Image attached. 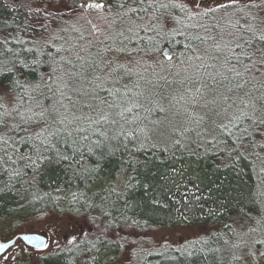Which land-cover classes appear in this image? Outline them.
<instances>
[{
    "label": "trees",
    "instance_id": "obj_1",
    "mask_svg": "<svg viewBox=\"0 0 264 264\" xmlns=\"http://www.w3.org/2000/svg\"><path fill=\"white\" fill-rule=\"evenodd\" d=\"M54 3L55 0H0V38L4 33L10 34L9 47L23 49L34 47L33 41H39L41 34L47 36L55 33L57 38L52 39L56 48H67L69 44L83 46L86 51L81 52L85 60L95 58L100 64L92 75L86 79L70 77L68 73L77 72L80 62L73 59L75 67L63 63L61 56L71 55L67 52L57 53L52 47L42 48L41 51L50 54L42 56L41 59L47 61L38 66L36 71L26 76V81L33 85H39L37 95L42 105L47 108L55 106L60 112L64 108L60 107L62 102L67 105L69 120L72 114L84 117L79 123L87 127L86 117L93 116L94 113L85 103L88 98L78 94L77 86L73 83L80 81H90L93 76H104L107 71L104 62L113 59L126 65L131 70V74L124 76L121 83L127 84L130 88L138 83L144 90L151 87L152 82L170 81L173 76L178 78L181 75L192 74V69L183 73L186 66L198 61L188 59L192 55L184 45L191 43L200 55H205V49L210 48L212 42L198 43L177 36L175 40L159 39L158 46L160 52L155 53V58L163 61L162 65H156L155 59L144 51H132L133 49H145L148 46L146 40H124L116 36L114 30L103 31L101 35L94 36L87 27L89 12L81 14L77 9L70 8L59 10L37 9L35 3ZM72 8H76L83 0H66ZM259 1H247L240 3V6L253 3L259 5ZM61 5V4H60ZM252 15L264 17V10L258 7L246 8ZM143 15V13H141ZM216 19L231 16L234 20L239 18L236 9L227 10L215 14ZM135 19V17H133ZM36 21H41L44 28L40 27ZM209 27L216 22L212 18H206ZM221 26L224 21L220 20ZM243 23V21H241ZM76 29L80 32L77 33ZM189 35H205L199 29H186ZM82 34L83 39H80ZM111 34L113 39L107 40ZM140 37L146 34L139 33ZM217 30H212V35H216ZM127 35V33H126ZM147 35H152L148 33ZM15 37L22 41L16 44L11 41ZM219 39V36H217ZM38 46V45H37ZM124 47L127 51L123 53L109 52L106 56L102 49L106 47ZM170 47L172 50V60L166 61L162 53L164 48ZM264 47V45H261ZM2 51V48H0ZM21 59L31 62L34 58L32 54L20 53ZM223 60V56L220 57ZM205 63H217L211 55L205 57ZM49 63L51 66H49ZM147 68L150 74L144 76L133 69ZM209 72L213 69L209 68ZM43 75L44 79H41ZM51 76V81L48 77ZM197 80L196 77H193ZM62 80L68 81L69 89H62ZM145 82H148L145 84ZM264 82V81H262ZM50 85L49 87L45 85ZM86 90H90L93 85L86 83ZM104 87H111V82H107ZM255 97H259L264 89H260ZM60 90L65 92V97L70 96L71 100L60 97ZM260 107V105H257ZM248 123V132L241 138V148L239 158L232 151L235 144L225 136V141L220 145H212L202 139V136L191 135L187 140L181 141L180 145L173 146V141L159 140L153 137V141L145 145L143 151H136L132 145V158L121 149L116 156L111 157L105 163L104 170L95 179L88 181L73 178L71 169L67 165H42L38 174H35L36 187H31L34 173L29 169H24L27 175L11 177L9 173L0 168V218H14L17 220L26 219L47 211L71 212L76 214H86L98 224H103L107 228L115 229L118 226L136 227L141 229L155 228L157 226H173L180 224H193L198 222H208L211 224H222L219 229L214 230L209 236L201 237L197 247L190 251L185 249H167L160 254L145 255V260L141 264H224L226 254L231 249V240L234 236V228L225 227L230 225L228 220L234 215H241L252 218L256 214H264V204L261 203L260 193L264 192V125ZM75 123L68 130L72 132V137H65L68 144L73 139L79 140L80 134L75 132ZM31 131V130H30ZM24 135V133H21ZM95 139V137H93ZM56 149L70 155L67 144L59 143L53 139ZM251 144V146H249ZM167 147L168 151H163ZM21 151H25L21 148ZM55 156V150L47 153ZM81 157L77 155L75 160ZM235 159V163L233 160ZM84 167L93 164L95 157L85 152L83 156ZM23 167V165H21ZM132 187L123 190V182L128 181ZM110 185H116L119 198L115 193L103 191ZM145 185L147 187H145ZM72 191H82L84 197L79 203H69L64 199V193L57 189H68ZM33 193L39 199L33 197ZM107 196L105 201L101 196ZM105 205L106 211L111 215H104L95 208H89L84 203ZM224 222V223H223ZM203 242V243H202ZM125 243L119 237L105 234L84 236L74 243L67 245L60 251L47 253L39 257V264H75L76 258H84V264H106L115 259L124 249ZM222 248V249H221ZM214 249V251H212ZM220 251H218V250ZM227 252V253H226ZM36 264V263H35Z\"/></svg>",
    "mask_w": 264,
    "mask_h": 264
},
{
    "label": "snow or ice",
    "instance_id": "obj_2",
    "mask_svg": "<svg viewBox=\"0 0 264 264\" xmlns=\"http://www.w3.org/2000/svg\"><path fill=\"white\" fill-rule=\"evenodd\" d=\"M55 2L72 11L78 9L81 14L95 10L98 13V19L103 21V27L84 17L87 24L91 26L90 34L92 35L114 30L121 42L124 40L131 42L133 39L137 42L146 40L148 46L145 49L137 48L132 51H144L155 59L156 65L163 64V61L155 58V53L160 52L158 38L173 41L177 36H181L192 42L211 41L210 48L205 49L203 56L192 48L191 43L184 45L192 53L188 59L199 62L191 64L190 67L200 87L196 88L195 93L186 102L199 108L203 114L185 110L189 123L203 128L202 132H197V136L207 133L209 128L219 130L220 134H226L235 144L232 151L237 154L238 159L241 138L248 132L247 127L244 126L245 122L251 121L253 124L264 125V92H261L259 97L253 96V92L259 90L258 82L260 89H264V82H262L264 81V47H261L264 45V17L258 19L257 16L245 10L250 7L264 10V0H261L259 5L250 3L243 7L240 6L239 0H228V3H222L221 0H105V2L83 0V3H78L76 8H72L66 0H55ZM230 8L236 9L239 18L233 21L231 16H227L226 19L221 17L220 20L224 21V25L221 26L215 14L224 11L227 15V10ZM209 17L216 21L211 28L206 22V18ZM40 27L44 28V25L40 24ZM186 29H199L205 35H189ZM213 29L217 30L216 35H212ZM76 31L80 32L79 29ZM140 31L146 35L140 37L138 34ZM148 33L152 35H147ZM9 36L10 34L4 33L3 38H0V48H2L0 51V168H3L11 177L27 175L24 169H29L34 173L31 185L34 188L36 187L35 174H38L42 165H67V168L72 171L73 178L84 180L87 186L88 181L95 179L104 170L105 163H108L110 158L116 156L121 149L132 158V148L129 145H132L136 151H143L145 145L153 141L154 136L160 140L166 139L169 130L180 137L194 131L190 126H185L183 131H180L174 126L164 125L159 119H151L154 112H165L166 109L153 99L154 94L150 90L146 92L138 83L131 88L121 83L124 76L131 74V70L113 59L104 62L103 66L107 69L104 76H93V79L88 81L93 87L83 93L88 98L84 106L94 113V117H86L87 127L79 123L84 117L72 114V119L69 120L68 115L65 114L69 112V109L62 102L60 107L64 108V112H60L55 106L45 108L38 96L34 95L38 93L39 85L26 81L28 74L47 62L41 57L50 56L41 51L42 48L50 46L58 54L69 53L72 59L61 56V60L72 67H75L73 59L80 62L77 72L67 74L70 77L86 79L100 68V64L95 58L85 60L81 55V52L86 51L83 46H79L78 50H76L78 47L76 44H69L67 48H56V45L52 43V39L57 38L54 32L47 36L41 34L42 43L33 41L34 47L19 50L8 46ZM80 39H83L82 34ZM106 39L111 41L113 37L109 34ZM11 41L16 44L22 43L15 37H12ZM113 51L123 53L127 49L111 46L102 49L104 56ZM21 52L32 54L34 58L31 62H27L21 59ZM162 55L164 60L169 62L172 60L170 50ZM209 55L217 63H205V57ZM221 56L223 60L220 59ZM49 66H51L50 63ZM209 68L213 71L209 72ZM41 79H44L43 75ZM51 79L49 76L48 80L51 81ZM107 82H111L112 86L104 87L103 85ZM45 86L51 91L50 85ZM69 88V82L62 80V89ZM188 93H192V89H188ZM60 97L61 101L64 98L71 100L70 96L65 97L63 90H60ZM258 104L260 107L257 106ZM221 117H224V121L218 122ZM73 123H75V132L80 136L79 140L73 139L71 144H68L65 137H72V132L68 129ZM205 125L207 127H204ZM53 139L67 144L71 154H64L56 149L55 144L52 143ZM215 142L216 138H213L211 143ZM172 143L173 146L180 145L181 140L174 139ZM21 148L25 151L22 152ZM53 150H55L54 157L47 155ZM163 151H168V148L165 147ZM85 152L95 157L94 163L88 167H84ZM77 155L81 159L75 160ZM130 180L131 177L123 182V190L132 187ZM117 187L110 185L103 191L115 193L119 198L120 192H117ZM57 191L64 193L63 198L68 199L69 203H79L84 197L82 191H72L70 187L58 188ZM259 195L262 198L261 203L264 204V192ZM33 197L41 198L35 193ZM107 199L106 195L101 196L102 201ZM84 203L87 207L95 208L104 215H111L103 204H91L86 199ZM257 224L264 228V216H261ZM225 227L231 226L225 225ZM255 230L250 229V231ZM19 240L32 245L34 252L37 253L49 247L43 236L34 233L21 235ZM75 241L76 237L73 236L68 243L72 244ZM260 243L264 244V241ZM10 246H17V241L0 243V253L6 254ZM5 258L6 255H0V259ZM36 264H39L38 260Z\"/></svg>",
    "mask_w": 264,
    "mask_h": 264
},
{
    "label": "rangeland",
    "instance_id": "obj_3",
    "mask_svg": "<svg viewBox=\"0 0 264 264\" xmlns=\"http://www.w3.org/2000/svg\"><path fill=\"white\" fill-rule=\"evenodd\" d=\"M100 0H95L99 2ZM251 2L259 0H239V2ZM91 2V0H90ZM222 3H228V0H221ZM214 6V5H213ZM37 9L48 12L49 10L64 9L60 4L54 3H35ZM88 20L97 23L103 27V21L98 19V13L93 10L88 13ZM41 24V21H36ZM87 27L91 26L87 24ZM94 35V36H99ZM164 48V52L172 50ZM191 69L188 65L183 69V73ZM142 73L144 76L150 74L151 70L147 68L133 69ZM194 76L191 74L181 75L178 78H171L170 81H153L151 87L145 91H151L153 99L158 101L160 106L165 108V112L156 111L151 119L161 120L164 125H171L183 131L185 126H190L194 131L188 132L184 137L172 133L169 134L166 140L173 141L180 139L187 140L191 135L202 132L203 128L196 124H190L186 113V109L193 113L201 112L199 108L191 106L186 101L195 93L196 88L200 87ZM88 81H78L75 84L78 88V94L83 95L86 90L85 84ZM148 82H145L147 84ZM188 89H192V93H188ZM236 95V94H233ZM243 95V93H239ZM255 92H253V96ZM82 99L86 101L83 97ZM224 117H221L218 122H223ZM248 129V123L245 125ZM204 127H207L205 125ZM238 134V133H237ZM226 134L222 135L219 130L209 128L207 133L202 135V139L208 143L220 146L225 141ZM243 137V136H242ZM154 138H156L154 136ZM213 138H216L215 143H211ZM160 140V139H159ZM264 216V214L255 215L252 218H247L241 215H234L226 221L231 223L234 230V236L231 240V249L226 254V262L224 264H264V228H262L257 221ZM224 223V222H223ZM222 224H211L208 222H198L193 224H180L173 226H157L155 228L141 229L136 227H126L124 225L118 226L115 229L107 228L103 224L96 223L86 214H76L71 212H55L47 211L42 214L29 217L22 220L14 218H0V241H5L13 238L17 234L23 232H38L47 237L48 248L40 250L38 253L34 252L33 246L28 245L17 239V246L10 247L5 259H0V264H35L41 255L51 252H57L70 245L68 241L75 236L76 240L84 236L105 234L113 237L123 239L125 246L123 251L112 261L106 264H141L145 260V255L160 254L167 249H185L190 251L201 245V237L209 236L214 230L220 228ZM256 229L250 231V229ZM203 243V242H202ZM197 245V246H196ZM222 249V248H221ZM218 250V249H217ZM214 251V249L212 250ZM220 251V250H218ZM75 264H84V258H76Z\"/></svg>",
    "mask_w": 264,
    "mask_h": 264
},
{
    "label": "water",
    "instance_id": "obj_4",
    "mask_svg": "<svg viewBox=\"0 0 264 264\" xmlns=\"http://www.w3.org/2000/svg\"><path fill=\"white\" fill-rule=\"evenodd\" d=\"M166 49H169V48L166 47ZM32 233L43 236L45 242L47 243V237H46L45 235L41 234V233H38V232H23V233L17 234L16 236H14L13 238H11V239H9V240L0 241V243H9V242L12 241V240H16V241H17V239H18L21 235H24V234H32ZM31 246H32V245H31ZM10 247H11V246H10ZM10 247H9V248H10ZM9 248H8V249H9ZM8 249H7V250H8ZM2 254H3V253H0V255H2Z\"/></svg>",
    "mask_w": 264,
    "mask_h": 264
},
{
    "label": "flooded vegetation",
    "instance_id": "obj_5",
    "mask_svg": "<svg viewBox=\"0 0 264 264\" xmlns=\"http://www.w3.org/2000/svg\"><path fill=\"white\" fill-rule=\"evenodd\" d=\"M99 2H105V0H100Z\"/></svg>",
    "mask_w": 264,
    "mask_h": 264
}]
</instances>
